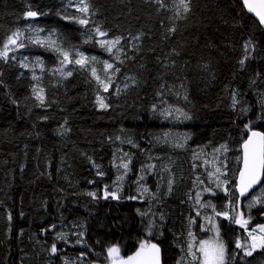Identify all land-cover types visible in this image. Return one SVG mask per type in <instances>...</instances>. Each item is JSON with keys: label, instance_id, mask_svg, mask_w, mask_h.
Masks as SVG:
<instances>
[{"label": "trees", "instance_id": "obj_1", "mask_svg": "<svg viewBox=\"0 0 264 264\" xmlns=\"http://www.w3.org/2000/svg\"><path fill=\"white\" fill-rule=\"evenodd\" d=\"M185 3L0 0V51L15 32L23 44L0 58V264H101L110 246L128 255L143 238L161 244L164 264L188 255L198 264L188 246L209 234L210 219L227 260L236 253L229 264H264V250L244 257L236 247L264 223V180L240 199L236 177L210 207L184 188L187 156L201 143L241 157L250 130L264 132V28L242 0ZM117 37L111 51L102 43ZM175 117L187 141L180 151L166 134ZM162 159L182 161L170 192L155 191L145 169ZM237 213L246 227L233 223Z\"/></svg>", "mask_w": 264, "mask_h": 264}, {"label": "snow or ice", "instance_id": "obj_2", "mask_svg": "<svg viewBox=\"0 0 264 264\" xmlns=\"http://www.w3.org/2000/svg\"><path fill=\"white\" fill-rule=\"evenodd\" d=\"M245 6L248 11L253 13L257 18L258 22L261 25H264V0H243ZM181 4L187 10L188 4L185 3V0H181ZM83 12H87L88 6L84 4V6L80 9ZM38 13L35 11H28L27 16L35 17ZM78 22L80 24L86 25L88 21L86 19H79ZM96 32L104 36L105 32L100 31V28H96ZM20 33L15 32L12 36L8 37L7 43L4 45L3 51H0V58H6L8 54V45H17V38ZM120 38L117 37L115 40L103 41V44L109 45V51H111V46L118 44ZM18 47H23V44L17 45ZM246 48H255L250 41L245 45ZM67 53H64L65 58H67ZM247 58V56L245 57ZM93 59H95L93 57ZM86 58L81 57L80 59H76L74 62L76 64L83 65ZM243 63V61H241ZM109 68L112 67L111 64L107 65ZM93 75H95V69L92 70ZM119 71V69H116ZM71 75V72L68 73ZM99 79V77H97ZM105 90H107V84L104 85ZM38 99H43L42 96L37 97ZM101 108H107L108 105L103 102L101 98L99 101ZM251 131V130H250ZM225 147L226 146H222ZM243 155L238 158V161L242 163V169L238 173L239 184L237 187L239 188V195H244L255 185H261L262 180H264V132L251 131V135L247 140L242 144ZM124 168H127L128 165L124 164ZM217 172H220V169H216ZM171 191V188L169 189ZM261 193L264 194V186L261 187ZM94 195V194H92ZM238 199V197H237ZM252 206L250 202L249 207ZM221 213H217L220 215ZM223 215L227 216V213H223ZM239 219H234L233 223L241 224L242 227H246L248 221L243 219V213L239 214ZM53 227H55L53 225ZM256 229L248 232V241L245 243H241L237 241L236 247L242 250L244 257H249L253 255V252L259 250H264V225L259 226L260 235H254L253 233ZM191 235V234H190ZM219 233L217 230V239L215 241L201 240L199 242V252L203 255V264H229V262L234 258L236 253L230 254L228 256V260L226 261V250L222 241L218 238ZM189 251L192 250V245L189 244ZM57 251L55 244L51 247V252L55 253ZM109 254L116 253L118 255L119 249L116 247H112L108 249ZM193 260L199 259L195 252H192ZM114 264H162L161 259V249L156 244H148L141 243L140 250L135 253L133 256L127 257V259L119 258L118 261H114Z\"/></svg>", "mask_w": 264, "mask_h": 264}, {"label": "rangeland", "instance_id": "obj_3", "mask_svg": "<svg viewBox=\"0 0 264 264\" xmlns=\"http://www.w3.org/2000/svg\"><path fill=\"white\" fill-rule=\"evenodd\" d=\"M176 116V115H173ZM176 121L175 128L173 130L167 131L168 141L169 144H172V149L180 151L182 149H187V141L184 140V126H179V123L181 121L180 118L175 117L173 119ZM205 143H201L199 147H197L195 150L191 151V154L187 156L188 163L187 165L190 166L192 178L191 181L186 184L184 188L190 191L191 198L194 200H197V204L199 207L206 204V206L210 207V205H215L216 203V197L218 195H225V193L228 192V187L231 189L232 183L234 179L237 177V173L239 171L240 162L238 161V158L240 157V154L236 153L234 151V148H231L230 151H232L233 156L231 157L229 155V147L227 146L225 148H216L214 145L209 144L206 145ZM166 157H164L165 159ZM161 161L157 163H150L145 169L150 170L151 177H153V186L155 191L162 192L167 191L170 192L169 189L171 188V191L175 189L176 183L181 178L183 169H182V161H179V159H168ZM178 161V162H176ZM128 167L124 168V171H121V179L126 180L129 174V163H127ZM219 168L220 172H217L216 169ZM146 176V175H143ZM207 181H210L211 183H216L217 189H213L210 186L207 185ZM183 186V182H182ZM201 192H205V196H209L212 198H208L209 200H202V197H200ZM198 197V198H197ZM220 201H218L219 203ZM217 206V205H216ZM225 216V215H224ZM228 217V216H226ZM237 217L239 216V213H237ZM244 217V215H243ZM246 219V218H244ZM261 225H264L261 224ZM204 226V227H203ZM202 226L201 231L205 233L207 230L208 235L203 236L201 240H208V241H215L217 239V230L219 233V240L223 242L221 239V230L219 223L216 219L208 220L205 225ZM260 226V225H259ZM259 226L255 227L256 231L253 233L254 235H260L259 233ZM205 229V230H204ZM253 229H245V232L248 235L249 231H252ZM199 242H195V250L192 248V252H199ZM194 243V241H193ZM224 244V242H223ZM225 250L227 249L226 245ZM259 250V249H258ZM191 252V253H192ZM254 253V252H253ZM199 262L198 264H203V255L199 252ZM190 255L183 258V261L185 264H189ZM226 261H227V250H226Z\"/></svg>", "mask_w": 264, "mask_h": 264}, {"label": "water", "instance_id": "obj_4", "mask_svg": "<svg viewBox=\"0 0 264 264\" xmlns=\"http://www.w3.org/2000/svg\"><path fill=\"white\" fill-rule=\"evenodd\" d=\"M242 3H243V6H244L246 12H247L250 16H252L254 19H256L257 22H258V18H257L253 13H251V12L248 11V9H247V7L245 6L243 0H242ZM258 23H259V22H258ZM259 24H260V23H259ZM260 26H261L262 28H264V25H261V24H260ZM251 131L263 132V131L260 130V129H253V130H251ZM251 131L249 132V134H248V136L246 137L245 140H247L248 137L251 135ZM245 140H244V141H245ZM244 141H243V143H244ZM243 143H242V144H243ZM242 155H243V150H242ZM241 169H242V163H241V165H240V169H239V171H240ZM239 171H238V173H239ZM262 182H263V180H262ZM238 184H239V178H238V175H237L236 192H237V195H238V197H239L240 199H244V198L248 197V196H249L254 190H256V189L260 186V185H255V186H253L252 189H250V190H249L247 193H245L244 195H239V188L237 187ZM141 243L156 244L158 247H160V249H161V259H162V264H164V261H163V249H162L161 244L158 243L157 241L153 240V239H150V238H143V239L138 243L136 249H135L133 252H131L130 254H128V255H124V254H123L122 249H121V247H120L118 244H115V245L110 246L109 248H112V247H116V248H118V249H119V253H118V255H117L116 253L109 254V252H108V249H109V248H107V250H106V255H107L106 263H101V264H114V261H118L119 258L127 259V257H129V256H133V255H135V253H136L137 251L140 250V244H141ZM98 264H100V263H98Z\"/></svg>", "mask_w": 264, "mask_h": 264}, {"label": "flooded vegetation", "instance_id": "obj_5", "mask_svg": "<svg viewBox=\"0 0 264 264\" xmlns=\"http://www.w3.org/2000/svg\"><path fill=\"white\" fill-rule=\"evenodd\" d=\"M92 262H89L88 264H91Z\"/></svg>", "mask_w": 264, "mask_h": 264}]
</instances>
